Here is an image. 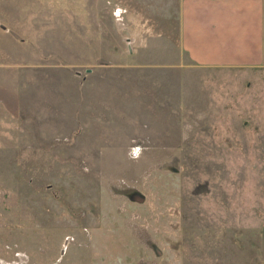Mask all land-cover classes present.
<instances>
[{
    "label": "rangeland",
    "instance_id": "rangeland-1",
    "mask_svg": "<svg viewBox=\"0 0 264 264\" xmlns=\"http://www.w3.org/2000/svg\"><path fill=\"white\" fill-rule=\"evenodd\" d=\"M175 3L0 0V264H264V69Z\"/></svg>",
    "mask_w": 264,
    "mask_h": 264
},
{
    "label": "crops",
    "instance_id": "crops-1",
    "mask_svg": "<svg viewBox=\"0 0 264 264\" xmlns=\"http://www.w3.org/2000/svg\"><path fill=\"white\" fill-rule=\"evenodd\" d=\"M175 6L177 44L193 65L264 69V0H176Z\"/></svg>",
    "mask_w": 264,
    "mask_h": 264
},
{
    "label": "water",
    "instance_id": "water-1",
    "mask_svg": "<svg viewBox=\"0 0 264 264\" xmlns=\"http://www.w3.org/2000/svg\"><path fill=\"white\" fill-rule=\"evenodd\" d=\"M89 71H90V69H87V72H89ZM61 253H63V251Z\"/></svg>",
    "mask_w": 264,
    "mask_h": 264
}]
</instances>
